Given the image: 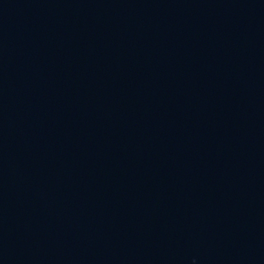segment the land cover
I'll return each mask as SVG.
<instances>
[{
	"label": "water",
	"instance_id": "obj_1",
	"mask_svg": "<svg viewBox=\"0 0 264 264\" xmlns=\"http://www.w3.org/2000/svg\"><path fill=\"white\" fill-rule=\"evenodd\" d=\"M0 264H264V0H0Z\"/></svg>",
	"mask_w": 264,
	"mask_h": 264
}]
</instances>
